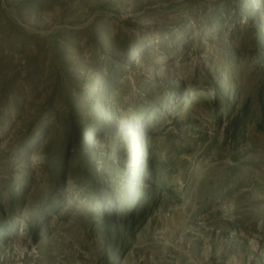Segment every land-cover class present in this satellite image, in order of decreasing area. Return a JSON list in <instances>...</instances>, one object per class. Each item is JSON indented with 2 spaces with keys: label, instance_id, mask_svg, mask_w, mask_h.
<instances>
[{
  "label": "rangeland",
  "instance_id": "rangeland-1",
  "mask_svg": "<svg viewBox=\"0 0 264 264\" xmlns=\"http://www.w3.org/2000/svg\"><path fill=\"white\" fill-rule=\"evenodd\" d=\"M263 106L264 0H0V264L262 262Z\"/></svg>",
  "mask_w": 264,
  "mask_h": 264
},
{
  "label": "crops",
  "instance_id": "crops-1",
  "mask_svg": "<svg viewBox=\"0 0 264 264\" xmlns=\"http://www.w3.org/2000/svg\"><path fill=\"white\" fill-rule=\"evenodd\" d=\"M183 248L180 253L175 252V255L165 253L163 256L154 255L151 259L145 257L139 264H264V257L261 262L254 254L249 255L246 243L234 236L231 240L224 237L221 240L219 237H208L201 251L192 245L188 250ZM262 252L263 249L260 250V254H263Z\"/></svg>",
  "mask_w": 264,
  "mask_h": 264
},
{
  "label": "trees",
  "instance_id": "trees-1",
  "mask_svg": "<svg viewBox=\"0 0 264 264\" xmlns=\"http://www.w3.org/2000/svg\"><path fill=\"white\" fill-rule=\"evenodd\" d=\"M238 9H240V8H238ZM240 10H242V9H240ZM239 10V12L241 13V11ZM106 89H105V87H104V91H105ZM102 91V90H101ZM263 109H264V106L262 107ZM69 125H70V130L72 131V134H73V137H72V134H71V139H72V141L74 142V143H71L70 142V147H75V140L77 141V144L78 145H82V144H84V146H88V144H90L89 143V136H90V134H91V131L89 130V127H86V128H81V127H78L77 125H75V123L74 122H70L69 123ZM49 130L48 131H46V132H44V135L45 136H47L48 134H49ZM139 135L140 134H138V133H135L133 136H132V138L134 139V140H136L138 137H139ZM32 142V141H31ZM89 153V152H88ZM88 153L86 152H84V153H81L80 154V161H81V163L83 164V165H85L86 166V172H87V175L90 177V176H92V172L91 171H89L90 170V168H91V166H90V157H89V155H88ZM90 154V153H89ZM102 204H104L103 202H102ZM109 235H110V233H107V238H106V242H109V240H110V238H109Z\"/></svg>",
  "mask_w": 264,
  "mask_h": 264
}]
</instances>
